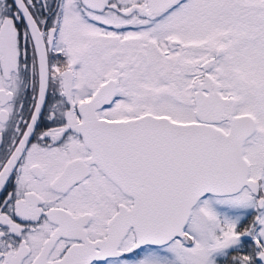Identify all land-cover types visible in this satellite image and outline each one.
Returning <instances> with one entry per match:
<instances>
[{
	"label": "snow or ice",
	"instance_id": "1",
	"mask_svg": "<svg viewBox=\"0 0 264 264\" xmlns=\"http://www.w3.org/2000/svg\"><path fill=\"white\" fill-rule=\"evenodd\" d=\"M0 264H264V0H0Z\"/></svg>",
	"mask_w": 264,
	"mask_h": 264
}]
</instances>
